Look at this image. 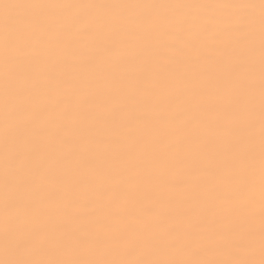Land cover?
I'll return each mask as SVG.
<instances>
[{"label": "bare ground", "instance_id": "obj_1", "mask_svg": "<svg viewBox=\"0 0 264 264\" xmlns=\"http://www.w3.org/2000/svg\"><path fill=\"white\" fill-rule=\"evenodd\" d=\"M200 4L237 7H170ZM5 15L22 18L17 31L29 42L8 66ZM177 17L189 18L182 29ZM261 17V0H0V259L7 198L24 221L16 258L183 259L142 242L187 231L203 249L196 258H229L228 244L250 239L259 260ZM6 74L43 114L7 151ZM241 121L251 135L236 134ZM249 147L251 217L220 178ZM86 232L109 238L66 247Z\"/></svg>", "mask_w": 264, "mask_h": 264}, {"label": "snow or ice", "instance_id": "obj_2", "mask_svg": "<svg viewBox=\"0 0 264 264\" xmlns=\"http://www.w3.org/2000/svg\"><path fill=\"white\" fill-rule=\"evenodd\" d=\"M5 9L26 8V9H53L57 7H71L70 5L51 4H5ZM176 8H234L236 5L226 4H200V5H175ZM261 119H260V244L259 260L254 257L255 249L252 240L233 241L227 245L231 250V256L226 259H200L198 257L203 249L195 242L191 232H184L180 239L171 236H161L158 239H147L142 242L143 246L174 249L187 258L183 259H112V260H80V259H36L16 258L10 256L18 245L13 238L14 230L20 228L24 221L21 215L14 209L6 198L4 207L5 223V258L0 259V264H264V0H261ZM167 19V18H165ZM188 17H177L175 24L182 29L187 23ZM19 16L5 15L3 17V59L6 66L15 64L29 46V42L17 31L21 24ZM185 41L179 40L178 43ZM179 51V48L175 49ZM159 103H170L168 97H161ZM43 118L38 106L33 105L29 110L26 107V100L21 92L14 91L9 87V77L6 74L4 121H5V147L6 151L17 134H30L36 122ZM203 123V122H202ZM37 132L42 131L37 129ZM253 125L250 122H237L235 132L237 135H251ZM24 145H17V154L24 150ZM255 155L249 147L247 151L238 150L232 154L229 162L221 171V180L233 188V197L242 201L245 205L243 212L251 217L253 214L254 202L251 193L254 188ZM6 188L11 187L6 171ZM165 232L167 230H164ZM109 238L107 233L86 232L75 239L66 241L68 248H87L92 245L102 246ZM31 245L26 243L25 248L30 249Z\"/></svg>", "mask_w": 264, "mask_h": 264}]
</instances>
